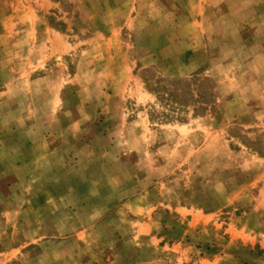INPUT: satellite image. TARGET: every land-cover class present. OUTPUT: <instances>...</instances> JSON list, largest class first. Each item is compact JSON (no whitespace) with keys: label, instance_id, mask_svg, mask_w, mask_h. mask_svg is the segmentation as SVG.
<instances>
[{"label":"rangeland","instance_id":"1","mask_svg":"<svg viewBox=\"0 0 264 264\" xmlns=\"http://www.w3.org/2000/svg\"><path fill=\"white\" fill-rule=\"evenodd\" d=\"M0 264H264V0H0Z\"/></svg>","mask_w":264,"mask_h":264}]
</instances>
